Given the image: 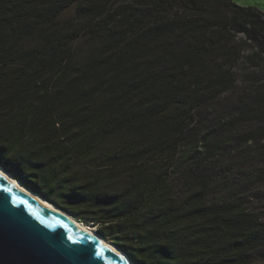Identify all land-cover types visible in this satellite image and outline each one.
Segmentation results:
<instances>
[{
  "label": "trees",
  "instance_id": "16d2710c",
  "mask_svg": "<svg viewBox=\"0 0 264 264\" xmlns=\"http://www.w3.org/2000/svg\"><path fill=\"white\" fill-rule=\"evenodd\" d=\"M236 24L250 38L264 13L232 0H0V166L137 264H245L264 221L184 191L176 163L195 110L235 83ZM236 109L264 137V108Z\"/></svg>",
  "mask_w": 264,
  "mask_h": 264
},
{
  "label": "rangeland",
  "instance_id": "374dc122",
  "mask_svg": "<svg viewBox=\"0 0 264 264\" xmlns=\"http://www.w3.org/2000/svg\"><path fill=\"white\" fill-rule=\"evenodd\" d=\"M232 1L264 13V0ZM233 32L240 45L233 68L235 83L195 110L189 135L177 150L176 163L189 171V187L184 191L203 189L208 201H240L264 221V137L254 134L258 121H238L236 109L245 104L264 108V27L246 39L237 24ZM85 225L95 231V227ZM246 259L245 264H264V248L251 251Z\"/></svg>",
  "mask_w": 264,
  "mask_h": 264
},
{
  "label": "water",
  "instance_id": "95a60500",
  "mask_svg": "<svg viewBox=\"0 0 264 264\" xmlns=\"http://www.w3.org/2000/svg\"><path fill=\"white\" fill-rule=\"evenodd\" d=\"M0 264L128 261L0 177Z\"/></svg>",
  "mask_w": 264,
  "mask_h": 264
},
{
  "label": "bare ground",
  "instance_id": "6f19581e",
  "mask_svg": "<svg viewBox=\"0 0 264 264\" xmlns=\"http://www.w3.org/2000/svg\"><path fill=\"white\" fill-rule=\"evenodd\" d=\"M0 177H2L4 180L8 181L21 191H23L25 194L31 196L33 199L41 203L43 206L49 208L51 211L56 213L57 215H60L64 219H66L69 223L73 224L75 227L79 228L81 231H84L85 233L89 234L91 237L97 240L99 244L106 247L109 251L115 252L124 259L128 261V264H137L134 261H132L128 255H126L122 250H120L118 247L113 245L112 243L104 240L102 237H100L97 233H95L92 229H90L87 225L81 223L79 220L73 218L70 214L66 213L64 210L57 208L55 205L47 201L45 198L41 197V195L35 193L31 189L27 188L23 184H21L18 180H16L10 173H8L2 166H0Z\"/></svg>",
  "mask_w": 264,
  "mask_h": 264
}]
</instances>
